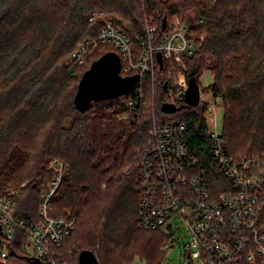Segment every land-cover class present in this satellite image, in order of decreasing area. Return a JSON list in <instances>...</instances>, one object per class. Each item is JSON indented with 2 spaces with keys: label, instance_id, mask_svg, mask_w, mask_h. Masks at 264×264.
<instances>
[{
  "label": "trees",
  "instance_id": "obj_1",
  "mask_svg": "<svg viewBox=\"0 0 264 264\" xmlns=\"http://www.w3.org/2000/svg\"><path fill=\"white\" fill-rule=\"evenodd\" d=\"M194 8L204 21L189 26L196 52L184 58L185 68L165 60L162 69L143 74L136 86L142 87V98L132 91L93 101L84 111L77 108V92L68 89L76 78L71 66L81 75L86 69L76 66L72 55L85 40L98 38L107 20L127 32L137 60L147 48L146 20L158 27L157 45L167 31L163 20L168 24L169 16ZM96 13L103 15L91 22ZM108 52L119 50L99 44L87 60ZM181 71L187 80L198 78L202 93L223 100L229 155L264 156V0H0V191L21 187L30 178L17 197L18 214L37 218L46 183L53 179L47 159L70 166L52 201L53 216H70L76 222L62 247L69 264H77L78 252L87 249L100 264H158L162 259L160 232L138 226L135 189L136 150L147 144L154 122L144 113L138 122L132 120V130L118 118L126 112L133 119L143 113L142 104L157 78H164L166 93L176 91ZM205 72L212 74L213 83L203 88ZM130 98L138 104L130 107ZM169 102L170 95L162 99L161 117L154 121L181 117L189 151L209 164L212 142L205 107L163 113L161 106ZM184 104L185 99L176 102ZM247 145V154L236 152ZM73 246L81 248L76 253ZM10 258L34 264L17 242Z\"/></svg>",
  "mask_w": 264,
  "mask_h": 264
},
{
  "label": "built area",
  "instance_id": "obj_2",
  "mask_svg": "<svg viewBox=\"0 0 264 264\" xmlns=\"http://www.w3.org/2000/svg\"><path fill=\"white\" fill-rule=\"evenodd\" d=\"M102 15L96 13L90 21ZM203 21L199 15L198 22ZM146 23L147 48L137 60L127 32L107 20L98 38L80 45L72 62L86 65L87 55L103 44L119 50L123 77L141 75L142 80L143 74L160 66L158 53L163 62L172 60L185 68L184 58L196 52L195 39L189 36L185 21L169 20L157 45L154 42L158 27L152 21ZM184 74L179 73L170 103L185 99L188 80ZM134 93L142 98V87H136ZM129 104L134 107L138 103L130 98ZM186 131L181 117L155 122L147 144L136 150L138 226L158 232L176 219L185 222L191 236L187 264H264V156L233 158L223 135L209 128L212 145L207 164L189 151ZM69 169L63 161L50 162L53 179L42 194L37 218L18 214L17 197L21 190L14 187L5 193L0 191L1 263L11 260L10 248L17 242L26 258L39 259L41 264H69L62 247L76 222L70 216H53L52 206Z\"/></svg>",
  "mask_w": 264,
  "mask_h": 264
},
{
  "label": "rangeland",
  "instance_id": "obj_3",
  "mask_svg": "<svg viewBox=\"0 0 264 264\" xmlns=\"http://www.w3.org/2000/svg\"><path fill=\"white\" fill-rule=\"evenodd\" d=\"M199 15H200V10L194 8V9L187 11L183 14H177L175 16H169L168 20L174 21L177 18H179L181 21H185V23L188 26H190V25L198 24ZM96 60H92V58L90 60H87V64L84 65L86 71L91 67L93 62H95ZM67 64L70 65L71 61H69V62L67 61ZM71 69L74 70L73 74H74V77H76V78L73 79L72 81H70L68 89H70V90L74 89L75 93H76L77 88H78L79 83H80V80L82 79V76L84 74L81 75L80 69L78 70L77 68H74L73 66H71ZM184 75L186 76V74H184ZM163 79L161 78L158 80V78H157L156 87L154 89H151L150 90L151 92L150 93L148 92V94L146 95V100L144 102V106L142 109L143 113H140L137 118L133 119L134 115L126 112V113L121 114L119 116L118 120L120 122H122L123 124H125L129 129L131 127L133 130L134 125L130 126L132 120H135V122H138V120H140L142 118L141 115H145V114L148 115L149 114L151 119H153L152 122H154V124H155L156 119H159L161 117L160 114H158L159 113L158 112L159 111V109H158L159 103L162 101V99L167 98L169 95L171 98L172 93L175 92L174 88H172L173 90L171 89L169 91V94H168V92L166 93V91L163 90V88H162ZM176 82L174 83V86L176 85ZM200 82H201V85L203 88L211 85L213 83L212 74L210 72H205L203 74V76L201 77ZM172 87H173V84H172ZM212 94L213 93H210V92H204V93L201 92V103H203L202 106L205 107L206 121H207L208 127L210 128V130L212 132H217V133H221L222 135H224V125H225V117H226L225 114H226L227 108L225 107L223 100L220 97L215 98ZM210 108L212 109L211 111H210ZM143 118H144V116H143ZM141 122L142 121H140V123ZM68 124H69V122H68ZM152 128H153V126H152ZM248 145L246 147L240 146V148H238L236 150V152L241 153V154H247ZM251 153L252 152H250L249 154H251ZM56 159L57 158L47 159L46 166L48 169H50V162L52 160H56ZM57 160H59V159H57ZM29 170H30V167H29L28 171ZM28 180H26L24 183H22L21 187L11 186V187H8L7 189L15 187L18 190H22V188H24V186H27V184L29 183ZM48 184H49V182L46 183V188L48 187ZM7 189H5L1 192L5 193V191ZM169 226H171L172 229H171V227L169 228ZM159 232H160V235L164 238V241H163V246H162V250H163L162 251V259L160 260V262L158 264H187V262H188L187 261V246H188V241L190 240L191 236H190V233L188 232V230L186 228L185 222L181 221L180 219H176L173 222H168V224L166 226L162 227ZM75 235L76 234H74V236L72 237L73 240L75 238ZM73 247L76 248V253L81 248V246H79V247L73 246ZM80 252L81 251L78 252V259H79ZM2 264H25V262L11 258V260L9 262L2 263ZM77 264H78V262H77Z\"/></svg>",
  "mask_w": 264,
  "mask_h": 264
},
{
  "label": "water",
  "instance_id": "obj_4",
  "mask_svg": "<svg viewBox=\"0 0 264 264\" xmlns=\"http://www.w3.org/2000/svg\"><path fill=\"white\" fill-rule=\"evenodd\" d=\"M165 19V18H164ZM163 29L167 26V18L163 20ZM161 69L163 68L162 54H157ZM122 60L115 52H108L97 59L84 73L80 80L75 97L77 108L84 111L90 107L93 101L113 99L126 95L136 88L141 80V75L123 77L121 75ZM198 78L188 80V88L185 93V104L177 106L174 103H163L161 111L166 114H174L183 108L198 107L201 102V88ZM1 230V228H0ZM34 264H41L35 259ZM78 264H100L93 251L84 250L79 254ZM188 264H191L190 262Z\"/></svg>",
  "mask_w": 264,
  "mask_h": 264
}]
</instances>
